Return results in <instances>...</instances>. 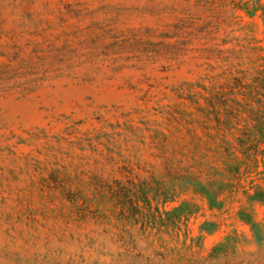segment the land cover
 <instances>
[{"label": "rangeland", "instance_id": "374dc122", "mask_svg": "<svg viewBox=\"0 0 264 264\" xmlns=\"http://www.w3.org/2000/svg\"><path fill=\"white\" fill-rule=\"evenodd\" d=\"M0 264H264V0H0Z\"/></svg>", "mask_w": 264, "mask_h": 264}]
</instances>
